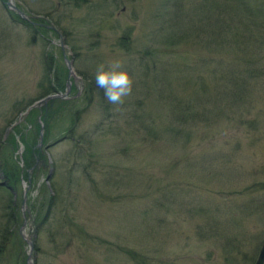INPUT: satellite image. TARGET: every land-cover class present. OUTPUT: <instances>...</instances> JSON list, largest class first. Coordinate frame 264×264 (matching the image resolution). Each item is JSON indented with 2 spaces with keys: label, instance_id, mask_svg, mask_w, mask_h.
I'll use <instances>...</instances> for the list:
<instances>
[{
  "label": "rangeland",
  "instance_id": "rangeland-1",
  "mask_svg": "<svg viewBox=\"0 0 264 264\" xmlns=\"http://www.w3.org/2000/svg\"><path fill=\"white\" fill-rule=\"evenodd\" d=\"M5 1L0 142L24 123L19 115L34 102L62 95L72 81L65 61L71 60L77 79L64 98L26 114L35 115L36 123L40 108L54 107L46 165L34 188L22 182L11 196L0 189V229L11 225L13 232L0 244V264H26L32 229V264H254L264 244V76L253 94L229 95L225 66L199 46L192 24L212 14L210 2L10 0L24 22ZM248 1L264 10V0ZM170 3H179L178 17L167 13ZM37 20L56 28L66 48L61 51L57 36L35 26ZM175 22L176 31H167ZM183 28L199 45L190 35L181 37ZM114 59L123 61L133 80L120 106L105 100L93 75L98 64ZM195 94L214 95L221 108L224 98L232 104L193 122ZM172 107L177 134L169 130L161 138L169 119L164 109ZM76 112L80 122H74ZM74 148L82 150L76 163ZM21 152L9 156L19 167ZM3 203L15 206L12 217Z\"/></svg>",
  "mask_w": 264,
  "mask_h": 264
},
{
  "label": "trees",
  "instance_id": "trees-1",
  "mask_svg": "<svg viewBox=\"0 0 264 264\" xmlns=\"http://www.w3.org/2000/svg\"><path fill=\"white\" fill-rule=\"evenodd\" d=\"M204 1L210 2L211 7L213 8L212 14L207 17H204V19L192 22L193 26H195L194 30L197 33L196 39L199 40L200 45L195 42L196 39L193 38L190 30L186 31V29L183 28L184 32L181 33V37L185 38L183 37L184 35H190L193 39V44L195 42L202 49L208 51V57L211 58V60L212 58L218 59L220 60V63L225 66L221 70V73L225 75L229 80L230 90L228 92L230 93L231 89H233V91H231L229 95L237 94L235 96H239L243 94H253L257 91V87L255 86L256 81L259 82V80L262 79V77L264 76V10L260 6L251 5L248 0H222L221 6L215 5L216 0ZM178 4L179 3H174L173 5H171V3L168 4L169 9L167 13L173 15V18H175V16L178 17V10L180 8ZM171 10H173V13L171 12ZM258 12L260 14L259 16L256 14ZM21 20L22 19H20V21ZM23 21L26 22V20ZM37 22L38 23H36L35 26L38 25L39 22L45 23L44 20H37ZM175 24L176 22L168 27L165 26V28L167 29V31L174 30L175 32L177 28ZM42 29L44 32H50L49 30L47 31L46 28H41V30ZM53 35L55 36L54 33ZM181 37H179V41L180 39H182ZM125 39L128 40L126 36ZM123 40L124 38L121 41L123 42ZM169 41L170 43H173V40L171 41L169 39ZM202 41L204 42L202 43ZM146 54L148 55L147 51ZM147 55L145 57H147ZM57 86L60 87V90L58 91H63V82H58ZM48 90H46V92ZM204 91L205 90H202L203 94H205ZM44 95H46V93H44ZM224 99L226 100L221 108V100H219V102H216V100H214V95L209 94L205 97L201 94H195L194 100L196 101V109H193L192 115H190L193 122L198 123L205 120L206 116L210 115L213 112L212 109L216 111L222 110V112H224V108H228L232 104L230 102L232 101L231 99ZM50 102L51 101H49L48 103ZM86 105V108L89 107V102L86 103ZM184 107L187 109V106ZM53 110L54 107H52V104H46V107H43L42 109L40 108L39 111L40 122L43 126L41 139L42 145H45L47 142V138L49 135V121H51ZM164 110L166 116L169 119L168 121L164 122L162 129L160 130L161 133L159 131V135H161V138L162 136L168 135L167 131L169 130L175 134L177 128L176 126L171 127V124L173 122H177V110L175 109V107ZM19 112H21V110L17 111V113ZM76 113L77 116L73 115V117H75L74 122H80L81 116H78L79 112ZM35 118V115H26L24 118V123L18 126H14L11 130V133L8 134V139L5 140L3 143L0 142V175L2 181H5V186L0 185V189H4L7 195L10 194L11 196V193L15 194L16 191L19 190V185H21L22 182L25 183V186H29V190L31 191L32 188H34L37 174L43 173V167H45L44 165H46V161L41 150L42 146L38 147L39 123H35ZM11 122L12 120L8 124H10ZM159 124L155 126L157 129H159ZM75 127L76 126H74L72 130H70V133H67L69 134V136L72 137L71 133ZM150 129L152 128L150 127ZM92 133H94V131H92ZM99 133V135L102 134L101 132ZM111 133L118 132H115L113 130V132ZM124 134L127 133L125 132ZM156 138L160 139V136H157ZM168 142L170 143L171 141H169V139L164 138V144H167ZM173 142L174 141L172 140V143ZM19 147L22 150L20 156L22 164H20V167L14 162V159H11L9 157L14 154ZM78 151L81 152L82 150L77 148L75 149V156H73L72 158L73 163H76L77 161L82 159V155L81 153L79 154ZM89 156L90 158H92L91 155ZM87 165L88 164H84L82 166V169L86 171ZM28 170L30 171L28 172ZM50 185L53 191L54 186L52 183H50ZM41 191L42 193L44 192V195L48 192L43 185ZM28 193L29 191L27 190V196H29ZM53 194L56 195L55 191H53ZM51 197H49L48 202L54 200ZM5 207L10 209L8 215L12 217L15 206L11 205V207H8L7 203H3V209H5ZM49 207L50 206L48 205V208ZM48 210L49 209H47L43 220H45ZM10 227L0 229V236L3 234L4 239V241H2L3 239L1 238L2 240L0 241V244L4 243L5 241V243H7L9 241V238H5L8 235H11V233L13 234V232H10Z\"/></svg>",
  "mask_w": 264,
  "mask_h": 264
},
{
  "label": "clouds",
  "instance_id": "clouds-1",
  "mask_svg": "<svg viewBox=\"0 0 264 264\" xmlns=\"http://www.w3.org/2000/svg\"><path fill=\"white\" fill-rule=\"evenodd\" d=\"M93 75L96 86L111 105H123L132 92L133 80L119 59L98 64Z\"/></svg>",
  "mask_w": 264,
  "mask_h": 264
},
{
  "label": "water",
  "instance_id": "water-1",
  "mask_svg": "<svg viewBox=\"0 0 264 264\" xmlns=\"http://www.w3.org/2000/svg\"><path fill=\"white\" fill-rule=\"evenodd\" d=\"M5 6H6V8L7 9H9V10H12V11H14L20 18H22V19H26V17L23 15V13L22 12H20L12 3H11V1L10 0H6L5 1ZM49 28H51V27H49ZM58 40H59V47L63 50L64 48H66V46L64 45V43H63V38L59 35V37H58ZM65 64H66V68H67V76H68V78L69 77H71V78H73L72 80H75L76 79V77H75V75H74V72H73V69H72V67H71V61H65ZM69 86H70V84H69V81H67V86H66V88H65V91H64V93L62 94V95H58V96H56V95H50V96H46V97H44V98H42V99H40V100H38V101H36V102H34L31 106H29L21 115H19V120L21 119V117L22 116H24V115H26L27 114V112L31 109V108H33V107H36V106H40V105H42V104H44V103H46L47 101H49V100H51V99H53V98H55V97H57V98H64V96H65V94L67 93V91L69 90ZM41 139V128H40V131H39V140ZM38 145H40V142L38 143ZM49 178V176H47L45 179L47 180ZM45 180V181H46ZM22 197H23V203H24V201H25V192H23V194H22ZM24 208V205L22 204V209ZM20 230H21V228H20ZM29 236V240L27 241V239H26V243L29 245V252H28V254H27V258H26V264H32V261L30 260L31 259V251H32V237H33V235H28ZM263 262H264V244H262L261 245V247H260V249H259V252H258V255H257V258H256V260H255V262H254V264H263Z\"/></svg>",
  "mask_w": 264,
  "mask_h": 264
},
{
  "label": "bare ground",
  "instance_id": "bare-ground-1",
  "mask_svg": "<svg viewBox=\"0 0 264 264\" xmlns=\"http://www.w3.org/2000/svg\"><path fill=\"white\" fill-rule=\"evenodd\" d=\"M51 31H54V32H56V33H59L58 32V30H56V28H54V27H51V28H49ZM76 77V76H75ZM73 79V78H72ZM76 79H77V77H76ZM75 79V80H76ZM74 81V80H73ZM73 81H71V82H69V84L72 86V84H73ZM65 86H67V81H66V85ZM41 164V163H40ZM0 178H1V175H0ZM3 184H5V181L4 182H2ZM23 227H24V225L22 226V228H21V230H19V231H21L22 232V229H23ZM33 230L34 229H32V231L29 233V235L33 232ZM26 239H27V241L29 240V236L27 235L26 236ZM29 246V245H28ZM29 248V247H28ZM28 252H29V249H28ZM31 261H32V251H31V259H30Z\"/></svg>",
  "mask_w": 264,
  "mask_h": 264
}]
</instances>
